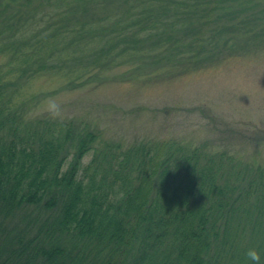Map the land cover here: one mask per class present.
<instances>
[{
    "label": "trees",
    "instance_id": "1",
    "mask_svg": "<svg viewBox=\"0 0 264 264\" xmlns=\"http://www.w3.org/2000/svg\"><path fill=\"white\" fill-rule=\"evenodd\" d=\"M38 1L41 18L11 10ZM261 23L264 0H0V264H250L251 247L264 264V168L214 143L124 147L29 118L22 90L119 65L181 75L263 42Z\"/></svg>",
    "mask_w": 264,
    "mask_h": 264
},
{
    "label": "rangeland",
    "instance_id": "2",
    "mask_svg": "<svg viewBox=\"0 0 264 264\" xmlns=\"http://www.w3.org/2000/svg\"><path fill=\"white\" fill-rule=\"evenodd\" d=\"M13 2L11 10L35 12L38 8L37 15L42 17V2L27 8ZM51 7L57 9V5ZM115 8L109 5L105 10ZM258 27L264 30L263 23ZM244 36L239 34V40ZM229 53L177 76H147V67L119 65L99 71L79 88L67 87L63 78L44 73L22 89L27 115H47L44 102L55 98L62 103V120L87 123L100 130L105 140L122 142L124 147L141 138L192 145L209 142L215 145L213 151H225L247 165L264 168V41ZM90 159L88 155L84 163Z\"/></svg>",
    "mask_w": 264,
    "mask_h": 264
},
{
    "label": "clouds",
    "instance_id": "3",
    "mask_svg": "<svg viewBox=\"0 0 264 264\" xmlns=\"http://www.w3.org/2000/svg\"><path fill=\"white\" fill-rule=\"evenodd\" d=\"M43 112L52 120H62L65 117L62 103L55 98H48L44 102ZM245 255L250 264H262L261 253L257 248L247 249Z\"/></svg>",
    "mask_w": 264,
    "mask_h": 264
}]
</instances>
